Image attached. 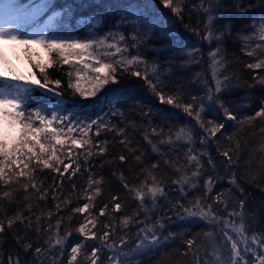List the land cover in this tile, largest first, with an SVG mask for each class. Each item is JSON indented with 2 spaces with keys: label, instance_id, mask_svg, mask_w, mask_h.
Wrapping results in <instances>:
<instances>
[{
  "label": "snow or ice",
  "instance_id": "obj_1",
  "mask_svg": "<svg viewBox=\"0 0 264 264\" xmlns=\"http://www.w3.org/2000/svg\"><path fill=\"white\" fill-rule=\"evenodd\" d=\"M159 3L181 23L186 14L189 20L195 16L197 24L185 27L199 40L208 42L209 47L216 44L208 53L214 86L205 79L206 91L202 96L191 95L185 99L179 91L166 95L160 68L140 55V47L154 24L146 3L135 5L129 42L124 33L114 31L103 36L90 32L86 38H64L49 31L59 23L60 13L53 11L40 23L45 11L55 7L47 0L34 6L19 4L16 0H0V44L21 46L29 63L39 70L31 79L11 68L7 76L0 73V249L4 234L14 231L13 225L19 223L23 233L17 231L13 239L25 255L31 253L30 260L21 259L19 253H9L7 264H143L145 255L162 259L168 245L177 240L183 247L175 249L176 264H264V230L249 234L251 225L245 201L238 199L233 203L235 197L231 188L212 195L215 184L220 181V167L226 171L230 185L238 184L237 169L240 168L244 169L243 178L247 182L259 185L264 180V136L256 147H251L249 140L238 138L244 125L252 126L257 119L264 122V100L253 115L238 119L222 99L224 91L239 84L231 83L235 73L225 74L228 61L224 42L231 28L225 25L224 30L217 31L215 27L221 0H159ZM132 7L130 4L119 6L123 15L117 26L129 23ZM107 14L108 9L95 13L93 25L101 23ZM241 39L244 41L241 51L255 57L254 62L245 67L264 69V18L258 23L254 21V31ZM252 40L258 42L253 46L248 43ZM33 46L48 54L47 63L33 61V56L39 55L33 51ZM132 48L137 50L134 55ZM199 53L200 49L195 47L188 55L195 62ZM7 63L0 49V66ZM53 65L76 69L75 82L73 72H67L66 89L70 90L67 94L62 80L49 76L47 69ZM124 74L143 79L148 91L160 103L188 118L173 129L170 125L154 124L151 109L145 112L146 105H136L147 124L141 136L157 159L145 162L142 151L134 155L137 174L132 183L127 181L123 171H112L129 200L136 202L131 214L124 211L125 203L117 194H111L108 201L97 207V198L103 194L104 177L92 172L95 163L91 159L109 153L108 139H99L102 132L111 134L114 147L123 145L135 153L126 128L119 127L110 118H123L124 111L110 105L109 112L103 116L75 119V114L69 115L68 109L69 98H94L110 83H119ZM236 79L238 81L239 77ZM84 80L90 87L81 86ZM252 80L255 83L246 85L249 90L256 84L264 85V75L259 72ZM36 91L47 93V97L34 101L32 94ZM213 109L222 112L223 119L233 121V126L239 125L240 129L225 134L222 130L226 124L207 115ZM162 119L167 120L169 116ZM129 126L134 127L135 121L129 122ZM258 131L264 133V127ZM197 142L200 148L195 147ZM210 143L216 145L218 154L223 157L219 164L208 150ZM113 159L123 164L128 156L120 154ZM253 167L261 172L250 174ZM45 170L55 174L50 181L47 176L38 175ZM158 171L161 174L158 175ZM66 175L68 192L63 190ZM78 175L86 176L80 188L75 183ZM203 177L206 178L201 183ZM21 191L25 193L22 198L18 195ZM238 191L243 194L244 190L238 188ZM190 193H194L191 199ZM73 195L77 199L75 204ZM33 198L37 202L35 207ZM49 200L54 202L52 209L48 208ZM80 200L85 202L81 204ZM12 204L16 207L9 215L8 205ZM53 216L57 218L51 222ZM74 219L78 239L70 245ZM194 219L207 224L209 230L191 237L169 230L172 223ZM3 256L0 251V264H5Z\"/></svg>",
  "mask_w": 264,
  "mask_h": 264
},
{
  "label": "trees",
  "instance_id": "obj_2",
  "mask_svg": "<svg viewBox=\"0 0 264 264\" xmlns=\"http://www.w3.org/2000/svg\"><path fill=\"white\" fill-rule=\"evenodd\" d=\"M17 3L23 5H37L45 2V0H16ZM50 6H55L45 11L40 17V23L53 14L54 12L60 13L58 17L59 23L55 27L50 28L49 31L55 35L64 38H86L91 32L94 36H103L109 32H120L130 37L132 35L131 21L135 19V5L146 3L149 8L150 15L154 18V24L152 31L148 33L146 42L141 45L139 53L149 63H155L159 68L162 75V79L165 81L166 87L163 89L165 94H179L187 99L191 95L202 96L206 91L205 79L209 84L214 86V82L211 80V68L209 67V51L215 49L216 44L213 43L209 47L208 42L199 40L192 32L185 27V25L195 26L197 19L195 16L189 20L187 14L184 17V22L181 23L179 20L172 16L170 10L163 8L159 3V0H47ZM222 7L218 10V19L215 21V27L217 31L224 30L225 25L230 26L231 33L225 39V47L227 49L226 59L228 61L226 75L235 73L231 83L232 85L239 86L230 87L222 94V99L225 100L227 106L234 110L237 114L238 119L245 115H253L254 112L259 108L261 100H264V85L256 84L253 89H248L247 84L255 83L252 80V76L259 72L260 75H264V69L260 70H249L245 67L247 63L254 62L255 57H249L245 52L241 51V46L244 41L241 36L249 35L254 31V21L259 22L261 18H264V3L261 0H221ZM122 4L132 5L133 15L129 16V23L117 26L119 23L120 16L123 15L122 10L119 8ZM71 9V11H69ZM108 9V14L102 19L101 23L93 25V19L95 13H102ZM143 10V9H141ZM32 29H29L31 31ZM258 42L256 40L249 41L248 43L253 45ZM198 47L200 53L197 55L196 61L193 62L188 52ZM33 51L39 53L38 56H33V61L38 63H47L48 54L39 47L33 46ZM131 53L136 54V49H130ZM4 56L7 60V64L0 66V73L7 76L8 68L13 69L17 74L22 75L26 78H34L33 73L38 72V69H34L25 57L23 49L19 45H11L3 50ZM75 63V61H73ZM143 67V66H141ZM50 78H60L65 85L66 94L70 90L66 89L67 84V72H73V81L75 82V68L69 65H64L62 68L58 65H53L47 69ZM239 77L237 81L236 77ZM38 78V77H37ZM23 83V82H21ZM81 86L88 88L89 83L84 80L81 81ZM33 99L36 102L43 100L47 97V93H40L39 91L34 92ZM250 97V99H249ZM138 103L146 105L144 111L148 112L151 109L150 116L154 124L170 125L173 129L183 125L188 119L178 110L172 108L169 105H165L159 102V100L153 96L147 89L143 79L124 74L120 76L119 83L109 84L102 91H100L96 97L87 100H81L78 96L74 99L69 98L68 109L69 115L75 114L73 118H87L95 119L97 116H103L109 112L110 105H114L116 108H120L124 111L125 115L123 118L120 116L110 117L114 123L119 127L126 128V135L131 140V148L136 149L135 153L129 152L127 148L120 145L119 148L114 147L112 136L110 133L102 132L99 139H108L109 153H105L104 156H95L91 159L94 161L95 166L92 168V172L97 176L104 177V184L102 185L103 194L97 198L96 205L100 206L101 202H106L110 199L111 194H117L125 203L124 211L129 214L132 213L136 207V202L129 200L127 193L122 189L120 182L116 176L112 175V171L115 169L117 172L123 171L124 175L129 183H132L133 177L136 176L137 164L133 159L134 155H139L141 151L144 153L143 160L145 162L155 161L157 157L151 153L150 146L143 140L141 133L144 132L147 127L145 119L139 115V109L136 107ZM239 110V111H236ZM209 118L215 117L218 122H224L226 124L225 129L222 131L225 134H231L240 129L239 125L235 127L233 121L223 119L222 112H217L215 109L208 112ZM165 116H169V119H162ZM109 117H106V119ZM135 121V126H129V122ZM264 127V122L257 119L253 122L252 126L247 124L243 126V130L240 132L239 139L249 140L251 147H256L264 136V133L258 131L259 128ZM167 130V129H166ZM255 133V135H252ZM13 131V135H14ZM224 144L227 141L223 136L217 134ZM119 139V137L117 138ZM153 139H156L155 137ZM199 140V131L197 133V141ZM196 148H200V144L197 142ZM208 150L219 164L223 159L217 150L214 143L208 145ZM120 154L128 156L126 163H121L118 159ZM109 161H112L109 163ZM103 162V166H101ZM250 174L260 173L261 170L257 167H253L249 170ZM220 181L215 184L214 192L228 190L231 188V194L235 200L243 199L245 201V212L248 215V223L251 225L249 234L252 231L264 230V180H261L260 184L247 182L243 178L244 169H237L238 184L230 185L228 182V175L226 171L220 167L218 169ZM161 174L160 171L157 173ZM172 175L171 173H169ZM41 177L47 176L49 181L54 173L45 170L43 173H38ZM174 178V177H173ZM201 178V183L203 179ZM86 182V176L78 175L75 178V183L78 188L84 185ZM46 187L48 185H45ZM238 188H243V194L238 191ZM64 192H68L67 175L65 177ZM194 193L189 194L191 199ZM21 198L25 195L22 191L18 194ZM175 195V193H173ZM73 204L77 202L76 195L72 196ZM85 201L80 200L79 203ZM7 205V202H4ZM35 198H33V204L35 207ZM163 205V201H161ZM21 206H23V200L21 199ZM15 204L8 205L9 212L11 215L14 212ZM54 202L48 201V208L52 209ZM231 210V208L229 209ZM121 215L120 213L116 214ZM56 216L51 218V222L56 220ZM78 219V217H77ZM101 220L104 218L101 217ZM140 219H143L141 216ZM73 229V235L70 238L69 244H73L77 239V235L74 229L77 227L76 220L74 219L71 225ZM131 228V226H130ZM14 231H9L4 234V241L2 249L4 256V262L7 264L8 254L19 253L21 259L30 260L31 253L25 255L22 248L17 245L13 239V235L18 231L23 233L22 226L17 223L13 225ZM169 230L173 232H184L189 237L195 235L198 232L209 230L208 225L202 223L198 219L186 221V222H175L169 225ZM132 231H135L132 228ZM35 234L33 233V236ZM42 243V241H41ZM91 243V242H89ZM181 241L177 240L171 242L168 245L167 250L164 251L162 259H157L155 255H145L142 260L143 264H176L177 257L175 255V249L182 248Z\"/></svg>",
  "mask_w": 264,
  "mask_h": 264
},
{
  "label": "rangeland",
  "instance_id": "obj_3",
  "mask_svg": "<svg viewBox=\"0 0 264 264\" xmlns=\"http://www.w3.org/2000/svg\"><path fill=\"white\" fill-rule=\"evenodd\" d=\"M46 20H47V18L44 21H46ZM41 24H43V23H41ZM11 45H13V44H0V49H2V50H4L5 48L7 49V47H9Z\"/></svg>",
  "mask_w": 264,
  "mask_h": 264
}]
</instances>
